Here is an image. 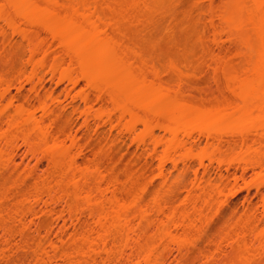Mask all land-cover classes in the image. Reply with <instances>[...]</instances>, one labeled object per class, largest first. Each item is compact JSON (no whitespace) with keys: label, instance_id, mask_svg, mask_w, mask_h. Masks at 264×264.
<instances>
[{"label":"bare ground","instance_id":"bare-ground-1","mask_svg":"<svg viewBox=\"0 0 264 264\" xmlns=\"http://www.w3.org/2000/svg\"><path fill=\"white\" fill-rule=\"evenodd\" d=\"M166 1L0 0V247L72 229L136 264H264V0ZM185 25L168 61L219 51L210 78L161 63L150 31ZM249 172L261 205L218 208Z\"/></svg>","mask_w":264,"mask_h":264},{"label":"rangeland","instance_id":"rangeland-1","mask_svg":"<svg viewBox=\"0 0 264 264\" xmlns=\"http://www.w3.org/2000/svg\"><path fill=\"white\" fill-rule=\"evenodd\" d=\"M171 0H169V2H170ZM173 1V0H172ZM180 0H178V2H175V3H181V1L179 2ZM185 1V0H184ZM194 1V0H193ZM193 1H191V3L193 2ZM196 1V0H195ZM167 2H168V0L166 1V4H167ZM174 2V1H173ZM173 2H170V4H172ZM187 2V1H186ZM190 2V1H189ZM188 2V3H189ZM206 2H209V1H205V4H207ZM219 2V1H218ZM191 3H189V5L191 4ZM165 4V5H166ZM184 4V3H183ZM183 4H181L182 6L181 7H183L184 8V6L185 7H187L186 5H183ZM186 4V3H185ZM173 5H174V3H173ZM172 5V6H173ZM176 5V4H175ZM173 6V7H176V6ZM191 5H195V2H194V4H191ZM208 5V4H207ZM167 6V5H166ZM177 6H179V7H176V9H178L179 10V8L181 9V7H180V5L178 4ZM170 7V8H169ZM169 7H167V9L169 8V9H171V11L173 10V7L171 8V6H169ZM191 7V6H190ZM188 8V9H191V8ZM164 8H165V6H164ZM166 9V8H165ZM185 9V8H184ZM193 9H194V6H193ZM174 10H175V8H174ZM178 10H176V12L178 11ZM174 12V11H173ZM171 13V14H179L180 15V12L181 11H178L177 13L175 12V13ZM182 12H183V10H182ZM196 11H194V13H195ZM185 13H192V9L189 11L188 10V12H186V10H185ZM185 13H183V15H185ZM194 13H192L193 14V18H192V20L194 19V17H195V15H197V14H195L194 15ZM197 13V12H196ZM182 14V13H181ZM175 15H173L175 18H176V16ZM172 16V15H171ZM178 16V15H177ZM188 16V15H187ZM191 16V15H190ZM198 16V15H197ZM180 17V16H179ZM182 17V16H181ZM174 18V21L176 22V24H177V22L179 21L180 23L182 22V24H180V23H178V25H176L177 26V28H178V26H179V24L180 25H183L184 23V21L186 22L185 24L187 25V24H189L190 26H191V23L192 22H190L189 20L191 19V17H190V19L188 20L189 21V23L186 21L187 19H185L184 21H182V19H181V21H180V18L178 19L177 18V20L178 21H176V19ZM185 18V17H184ZM183 18V19H184ZM187 18V17H186ZM197 18V17H196ZM195 18V19H196ZM158 19H159V17H158ZM162 19V17H160V19L159 20H161ZM172 19V18H171ZM169 20V19H168ZM191 20V21H192ZM170 21H172V20H170ZM169 22V21H168ZM173 22V21H172ZM175 22H173L174 23V25H175ZM170 23V22H169ZM172 23V24H173ZM180 26L179 27V29L176 31V32H174L175 33V35H174V33H173V35L174 36H170V34L168 35V33H171L170 32V30H169V27L167 28V30H165V32L163 31V29H166V28H163L162 29V31L163 32H161L160 33V30H159V32H157V31H155L154 33L152 32V31H154V30H151L150 32H151V34H163V35H159V37L157 38V39H155L154 38V36L155 35H152L153 37V39H152V41L155 39V41H153V43L154 42H156V40L157 41H159L160 42V45L161 46H163V50L165 51V49H166V51H165V55H166V57L164 56V59H162L163 60V62H161L163 65H166L167 66V71H166V73L167 72H170V71H168V70H170V68H169V61L170 60H172V58L169 60L168 59V57L169 56H171V54L173 53L174 54V52H179V50L178 49H176V48H174V47H172V48H174L171 52H169L168 53V51H167V49H169V48H167V46H165L164 45V43L166 44V42H167V44L166 45H168V44H170V43H172V42H176V41H178L179 43H181V42H184L185 41V43H186V40L187 41H189V43H191L192 41H193V36H195L196 35V33H197V31L193 28V27H191L190 28V26L188 27V26ZM193 25H194V23H193ZM192 25V26H193ZM195 25H196V23H195ZM194 25V26H195ZM167 26V25H166ZM169 26H170V24H169ZM175 26V27H176ZM197 26V25H196ZM196 26H195V28H196ZM171 27V26H170ZM176 28V29H177ZM189 28H190V30L192 31V28L196 31V33H195V31H193V32H191L190 30H189ZM173 29V31L174 30H176V29H174V26L173 27H171V30ZM167 31V32H166ZM169 31V32H168ZM190 31V33L188 34V32ZM194 35H193V34ZM148 35H149V33H148ZM156 36H158V35H156ZM175 36H176V38H175ZM197 36V35H196ZM196 36L194 37L195 39H196ZM147 37V36H146ZM145 37V38H146ZM149 37V36H148ZM173 37V38H172ZM144 38V39H145ZM172 38V39H171ZM141 38L139 37V39L138 40H140ZM146 39H148V38H146ZM159 39V40H158ZM162 39V40H161ZM195 39H194V41H195ZM137 40V42H139ZM171 40V41H170ZM141 41V40H140ZM146 41V40H145ZM161 41L163 42L162 44H161ZM170 41V43H168ZM181 41V42H180ZM197 41V40H196ZM195 41V42H196ZM143 43H146V42H144L143 41ZM148 43V45H149V42H147ZM150 43H152V42H150ZM157 43V42H156ZM178 43V44H179ZM185 43H183V44H185ZM188 43V42H187ZM188 43V44H189ZM139 44H141L140 42H139ZM159 44V43H158ZM174 44V43H173ZM176 44V43H175ZM195 44V43H194ZM153 45H155V44H153ZM153 45H152V47H153ZM170 45H172V44H170ZM169 45V46H170ZM177 45V44H176ZM180 45H182V44H180ZM185 45H187V44H185ZM160 46V47H161ZM188 46V45H187ZM189 46H191L192 48H193V46L194 45H189ZM165 47V48H164ZM190 47V50H195V48H191ZM144 48H145V46H144ZM150 48V47H149ZM146 49V48H145ZM149 50V49H148ZM148 50H147V52H148ZM153 50H156V49H153ZM152 50V51H153ZM156 51H158V50H156ZM196 51H198L199 52V50H196ZM151 52V51H150ZM153 52H155V51H153ZM188 52H190L189 50H188ZM187 51H186V54L185 55H181V54H177L176 53V55H177V57L174 55V57H176L177 58V60H175V62H174V59H176V58H174L173 59V62L174 63H172L173 65H175V63H177V62H179L180 64H181V62H182V66H188V65H186V64H189V67L188 68H186V70L184 69V67H178L179 69L181 68V70L184 72V70H185V72L186 71H188L189 69L191 70V72H190V70L188 71L189 73L188 74H190V75H192V73H193V76H195L194 75V73L197 75V76H201L202 74H203V76L207 73H210L211 71H213L217 66H220V64L222 65V66H220L219 67V69H221L224 65H223V62L222 63H220V60L221 59H223L222 57H221V59H217V58H219L220 57V55H222L223 53H221V52H219V51H215L212 55L210 54V53H202V51H201V53L199 52H193V51H191V53H188ZM217 52H218V54L219 53H221V54H217ZM179 53H181V52H179ZM183 53V52H182ZM184 53H185V51H184ZM183 53V54H184ZM225 54H226V52H224ZM228 53V52H227ZM151 54V53H150ZM150 54H148V55H150ZM155 55V54H157V52H155V53H152V55ZM158 54H159V51H158ZM173 54H172V56H173ZM214 54H216V55H214ZM229 54V53H228ZM228 54H226V55H228ZM14 55H16V52L15 53H11V54H8V57H9V59L11 58V57H13L15 60H16V58H15V56ZM153 55V56H154ZM207 55V56H206ZM208 55L209 56H212V57H208ZM230 55V54H229ZM226 56L225 57V59L226 58H231L230 56H232L233 54H231L230 56ZM155 56H157L156 57V59L158 58V60L159 61H161V59L160 58H163V57H161L160 56V58H159V55H155ZM155 56H154V58H155ZM188 56V57H187ZM223 57H224V55H222ZM216 57V58H215ZM235 57V56H234ZM154 58L153 57H151V60L153 59L154 60ZM170 58V57H169ZM184 59H187L188 60V62H186V64H184L185 63V61H183ZM217 60V62H218V60H219V65L217 64V62H215V61H213V60ZM235 59H237V60H235ZM13 60V59H12ZM157 60V61H158ZM169 60V61H168ZM186 60V61H187ZM11 61V60H10ZM155 62H156V64H157V61L156 60H154ZM177 61V62H176ZM237 61V62H236ZM239 60H238V58H234V62H232V63H234V64H236V63H238L239 64V62H238ZM26 62V59H24V60H22V61H20L19 62V65L21 66V65H24V63ZM184 62V63H183ZM214 62V63H213ZM170 63V64H171ZM179 63L178 64H176V66L177 65H179ZM215 63L217 64L216 66H215V68L213 69V70H210V68L212 67H214L213 66V64L215 65ZM17 64H18V62H17ZM159 64V63H158ZM157 64V65H158ZM212 64V66H210ZM19 65H17L18 66V68H20L19 67ZM156 65V66H157ZM161 65V64H160ZM169 65V66H168ZM16 66V67H17ZM159 66V65H158ZM175 66V67H176ZM161 67H163V66H160V67H158V68H161ZM171 67V66H170ZM163 68H166L165 66L163 67ZM173 68V67H172ZM171 68V69H172ZM209 68V69H208ZM188 69V70H187ZM199 69H200V71H199ZM160 70V69H159ZM164 70V69H163ZM198 71V73H197V71ZM204 70V71H203ZM29 71H31V67L29 68ZM161 71H162V68H161ZM195 71V72H194ZM201 71H202V74H201ZM164 72H165V70H164ZM200 72V73H199ZM204 72V73H203ZM214 72V71H213ZM212 72V73H213ZM215 73V72H214ZM213 73V74H214ZM188 74H186V76H188ZM201 74V75H200ZM213 74H211V80L210 79H208L207 77H209V74H208V76L206 77L207 79H203L202 78V80L200 79V83H201V81H202V83L201 84H199V85H201L200 87H199V85L197 84L196 85V87L195 86H193L194 84H191L192 86H193V89L195 90V88H199L197 91H199V90H201L202 92L206 89L207 91H209V90H212L210 87H212L214 90H215V85L213 84L214 82V80H212L213 78H212V76H213ZM190 75H189V78H191L190 77ZM196 77V76H195ZM205 77V76H204ZM214 77V76H213ZM210 78V77H209ZM49 79V78H48ZM192 79V78H191ZM198 80V79H197ZM49 81V80H48ZM186 81H189L188 83H189V85H190V80H188V78L186 79ZM194 82V80L191 82V83H193ZM211 82V83H210ZM187 83V84H188ZM194 83H196V80H195V82ZM48 84H49V82H48ZM186 84V85H187ZM186 85L184 84V86L186 87ZM188 86V85H187ZM189 87V86H188ZM187 87V88H188ZM195 87V88H194ZM186 88V89H187ZM203 89V90H202ZM209 89V90H208ZM217 89V88H216ZM205 90V91H206ZM213 91V90H212ZM217 91H218V89H217ZM216 91V92H217ZM196 92V91H195ZM202 92L200 93V91L199 92H197L198 94H202ZM215 91H213L212 92V95H213V97L216 95V93H214ZM207 93V92H206ZM204 94H205V92H204ZM203 94V95H204ZM210 94V92L207 94V95H209ZM206 95V94H205ZM206 95V96H207ZM209 96H211V94L209 95ZM208 96V97H209ZM202 97V96H201ZM205 96H203L202 98H204ZM199 98H200V95H199ZM210 98H212V97H210ZM210 100V99H209ZM200 101V100H199ZM202 101V100H201ZM203 102V101H202ZM201 102V103H202ZM199 103V102H198ZM204 145V143L202 144V147L204 148L205 147V145ZM130 146V145H129ZM202 147H201V149H198V150H196L195 151V153L194 154H192V156H198L199 154H202V153H205L204 152V150H206L205 148H204V150H202ZM201 151V152H200ZM212 151V150H211ZM210 152V151H209ZM199 153V154H198ZM207 153V152H206ZM191 156V157H192ZM188 159V158H187ZM190 159V161H192V160H194V158L192 157V158H189ZM188 159V160H189ZM170 166H171V164H170ZM250 173V172H249ZM254 173V172H253ZM253 173H250V175L248 174V176L247 177H245L244 178V180L242 179H238L237 180V183H238V186L242 189L237 195H235L234 197H232L231 195H230V192H229V190H228V192H227V190L225 191L226 193L223 195V197H221V199H222V201H220L219 202V200H220V197H219V199H218V205H216V206H218V208H219V205H220V203H221V205L225 202L226 204H229V205H232V204H237L238 203V205H236L237 207H239L240 209V211L242 212L243 211V209L245 208V206H246V202H247V197H248V199H250V200H252V199H254L255 201H256V204H258L259 206L261 205L260 203L262 202L260 199V197H259V194H258V192H257V194L258 195H256V191H258V190H256V186H257V184L258 183H260L259 181L261 180L260 179V176H258V174H257V176L255 177V174H253ZM261 175V174H260ZM262 175H264V173L262 174ZM261 175V176H262ZM231 183L232 184H234L235 183V180H232L231 181ZM259 185V184H258ZM258 187V186H257ZM250 189V190H249ZM232 193V192H231ZM245 195V196H244ZM248 195H250L251 196V198L248 196ZM185 195H183V197H184ZM231 196V197H230ZM258 196V197H257ZM231 198V201H229L230 200V198ZM246 197V198H245ZM229 198V199H228ZM260 198V199H259ZM241 199V200H240ZM243 200V201H242ZM253 200V201H254ZM227 201V202H226ZM254 201V202H255ZM223 202V203H222ZM231 204H230V203ZM234 202V203H233ZM236 202V203H235ZM249 202V201H248ZM248 202H247V205H248ZM226 204H223V206L225 205V207H223L224 209L226 208ZM257 205V207L258 208H260L261 209V207H259ZM243 207V208H242ZM217 208V207H216ZM217 208V209H218ZM220 208H222V206L220 207ZM222 208V209H223ZM228 209H227V211L229 210V206L227 207ZM225 211H226V209H225ZM70 230V231H69ZM68 231H66V233H61V232H58V231H56L54 234L52 233V234H50L49 236L47 235V232L45 231V230H43L41 233H42V236L39 238V239H35L36 241H34V245H33V248L32 249H29L26 245H25V243H22L21 241H19V238H18V240H17V238H16V242H15V244H14V242L12 243V247H6V246H1L0 247V263L2 264V262L4 263L5 261H7V260H10V259H13V261H14V264H21L20 262H19V259H18V257H21V256H24V254L25 255H27L26 256V262H25V264H136V263H138L140 260H138V259H136V258H132L133 259V261H131V259L129 260V256L128 255H130V253H131V250H130V248H128V249H125L124 247H120L119 245H116V246H114V245H112V244H110L109 246H107V248H106V241H104V238H105V235H104V233H94V232H92V233H88L87 235H89L88 237L87 236H85V234L86 233H84L83 232V234L82 233H79V235L76 237H74L73 236V239H71L72 237H70L71 235H72V233H73V230L72 229H69ZM57 233H59V234H57ZM32 243V242H31ZM30 243V244H31ZM105 244V245H104ZM130 250V251H129ZM112 251V252H111ZM125 253H124V252ZM122 253V254H121ZM124 253V254H123ZM131 261V262H130ZM138 261V262H137ZM134 262V263H133Z\"/></svg>","mask_w":264,"mask_h":264}]
</instances>
